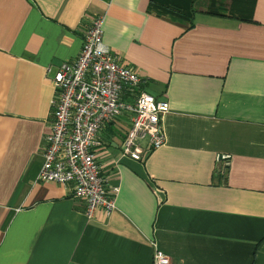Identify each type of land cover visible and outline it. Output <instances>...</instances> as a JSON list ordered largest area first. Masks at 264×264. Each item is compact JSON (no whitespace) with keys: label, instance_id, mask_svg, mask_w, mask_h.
<instances>
[{"label":"crops","instance_id":"1","mask_svg":"<svg viewBox=\"0 0 264 264\" xmlns=\"http://www.w3.org/2000/svg\"><path fill=\"white\" fill-rule=\"evenodd\" d=\"M99 17L170 111L141 160L122 148L131 115L100 132L116 208L89 218L38 175L54 80ZM155 245L171 264H264V0H0V264H153Z\"/></svg>","mask_w":264,"mask_h":264},{"label":"built area","instance_id":"2","mask_svg":"<svg viewBox=\"0 0 264 264\" xmlns=\"http://www.w3.org/2000/svg\"><path fill=\"white\" fill-rule=\"evenodd\" d=\"M102 24V18L93 19L79 57L63 64L56 75L54 119L38 175L40 181L72 185L89 218L100 209L110 214L116 208V188L108 187L96 158L100 132L131 115L122 148L125 155L141 160L165 144L163 118L170 111L167 102L142 89L144 81L132 67L112 55L103 41ZM153 264H171L156 245Z\"/></svg>","mask_w":264,"mask_h":264},{"label":"trees","instance_id":"3","mask_svg":"<svg viewBox=\"0 0 264 264\" xmlns=\"http://www.w3.org/2000/svg\"><path fill=\"white\" fill-rule=\"evenodd\" d=\"M161 8L164 9V12L167 14H175L178 13L180 15L186 16L188 20H190L192 17H189L188 15H186L181 9H179L178 5L176 4V6L172 7L171 5H160ZM160 6L158 5L157 7L160 9ZM193 13V12H191ZM191 21V20H190Z\"/></svg>","mask_w":264,"mask_h":264},{"label":"water","instance_id":"4","mask_svg":"<svg viewBox=\"0 0 264 264\" xmlns=\"http://www.w3.org/2000/svg\"><path fill=\"white\" fill-rule=\"evenodd\" d=\"M219 159L220 160H223L224 159L223 155L219 156Z\"/></svg>","mask_w":264,"mask_h":264}]
</instances>
